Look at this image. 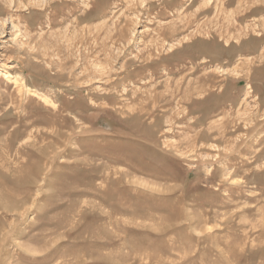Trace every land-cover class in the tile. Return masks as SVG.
<instances>
[{"label":"rangeland","instance_id":"374dc122","mask_svg":"<svg viewBox=\"0 0 264 264\" xmlns=\"http://www.w3.org/2000/svg\"><path fill=\"white\" fill-rule=\"evenodd\" d=\"M0 188V264H264V0H0Z\"/></svg>","mask_w":264,"mask_h":264},{"label":"bare ground","instance_id":"6f19581e","mask_svg":"<svg viewBox=\"0 0 264 264\" xmlns=\"http://www.w3.org/2000/svg\"><path fill=\"white\" fill-rule=\"evenodd\" d=\"M215 2H216V1H215ZM129 4H130V3H129ZM140 5H141V4H140ZM200 10H201V9H200ZM241 11H242V10H241ZM176 12H177V11H176ZM178 12H179V10H178ZM178 12H177V13H178ZM144 15H145V14H144ZM228 15H229V13H228ZM101 16H102V15H101ZM142 16H143V15H142ZM188 16H190V15H188ZM160 18H161V17H160ZM227 18H228V17H227ZM135 19H136V17H135ZM155 19H156V18H155ZM173 19H174V18H173ZM229 19H230V18H229ZM182 20H183V19H182ZM176 21H177V20H176ZM182 22H183V21H182ZM182 22H181V23H182ZM232 23H233V22H232ZM134 24H135V23H134ZM228 24H229V23H228ZM185 25H186V23H185ZM112 26H113V25H112ZM170 26H171V25H170ZM196 26H197V25H196ZM239 26H240V25H239ZM172 27H173V26H171L170 28H172ZM108 28H109V27H108ZM119 28H120V27H119ZM160 29H161V28H160ZM160 29H159V30H160ZM163 29H164V27H163ZM117 30H118V29H117ZM178 31H179V30H178ZM217 32H218V31H217ZM251 32H252V31H251ZM109 33H110V32H109ZM237 33H238V32H237ZM237 33H236V34H237ZM107 34H108V33H107ZM108 35H109V34H108ZM178 38H179V37H178ZM233 38H234V37H233ZM120 39H121V38H120ZM176 41H177V40H176ZM177 42H178V41H177ZM159 46H160V45H159ZM160 47H161V46H160ZM154 51H155V50H154ZM116 53H117V52H116ZM155 54H156V53H155ZM98 59H99V58H98ZM104 62H105V61H104ZM96 68H97V67H96ZM100 71H101V70H100ZM149 76H150V75H149ZM247 76H248V75H247ZM189 78H190V77H189ZM151 81H152V80H151ZM178 82H179V80H178ZM166 87H167V86H166ZM176 87H177V86H176ZM176 87H175V89H177ZM206 87H207V86H206ZM201 88H202V87H201ZM167 89H169V88H167ZM172 89H173V88H172ZM172 89H170V90H172ZM148 90H149V89H148ZM194 91H195V90H194ZM194 91H193V92H194ZM201 91H202V90H201ZM145 92H146V91H145ZM170 92H171V91H170ZM195 92H197V91H195ZM177 93H178V92H177ZM164 94H166V93H164ZM181 94H182V93H181ZM199 94H200V93H199ZM202 94H203V93H202ZM167 95H168V94H167ZM169 95H170V94H169ZM169 95H168V96H169ZM150 96H151V95H150ZM165 96H166V95H165ZM191 97H192V96H191ZM146 98H147V97H146ZM146 98H145V99H146ZM149 98H150V97H149ZM185 98H186V96H185ZM185 98H184V99H185ZM147 99H148V98H147ZM169 99H170V96H169ZM187 99H188V98H187ZM141 100H142V99H141ZM170 100H171V99H170ZM144 101L146 102V100H144ZM164 101H165V100H164ZM145 102H144V103H145ZM141 104H142V102H141ZM151 104H152V102H151ZM138 106H139V105H138ZM153 107H154V106H153ZM125 108H126V107H125ZM131 108H132V107H131ZM140 108H141V107H140ZM140 108H139L138 110H140ZM132 112H133V110H132ZM137 112H138V111H137ZM141 112H142V111H141ZM141 112H139V113H141ZM139 113H138V114H139ZM244 113H245V112H244ZM139 119H140V118H139ZM136 121H137V120H136ZM135 123H137V122H135ZM138 124H139V123H138ZM208 148H209V147H208ZM214 157H215V156H214ZM192 159H193V158H192ZM146 173H147V172H146ZM0 189H1V188H0ZM1 190H2V189H1ZM13 193H14V192H13ZM162 198H163V197H162Z\"/></svg>","mask_w":264,"mask_h":264}]
</instances>
